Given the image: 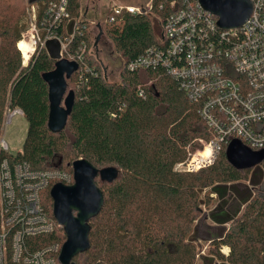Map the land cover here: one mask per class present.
<instances>
[{
	"label": "trees",
	"instance_id": "1",
	"mask_svg": "<svg viewBox=\"0 0 264 264\" xmlns=\"http://www.w3.org/2000/svg\"><path fill=\"white\" fill-rule=\"evenodd\" d=\"M81 1L67 0L69 18L57 32L66 46L61 56L69 59L83 44L85 52L77 61L79 70L66 80V94H74L71 113L64 129L52 133L42 75L53 71L58 59L45 44L22 64L16 44L26 30L25 0H0V131L6 107L21 109L26 122L21 151L1 153L0 159L26 162L36 171H65L71 177L72 164L79 159L98 170H117L110 183L95 180L104 203L89 222V249L74 257V264H197L199 258L200 264H264V160L252 169H236L226 157L228 142L197 172L176 171L178 163L201 148L200 140L212 139L199 104L161 65L127 68L147 49L165 47L163 24L174 11L170 3L179 0H151L149 10L102 23V32L123 60L116 81L108 80L93 56L89 21L80 18ZM69 20H78L82 29L70 42ZM242 183L245 189L238 191L236 185ZM50 187L40 198L53 218ZM228 196L240 209L225 210ZM213 198L218 202L211 219L226 229L199 257L192 235L202 208L212 206ZM65 240L58 227L25 242L34 251L54 243L61 247Z\"/></svg>",
	"mask_w": 264,
	"mask_h": 264
},
{
	"label": "built area",
	"instance_id": "2",
	"mask_svg": "<svg viewBox=\"0 0 264 264\" xmlns=\"http://www.w3.org/2000/svg\"><path fill=\"white\" fill-rule=\"evenodd\" d=\"M250 1L252 10L246 23L229 31L220 30L217 18L202 10L198 0L172 1L174 11L163 24L165 47L147 49L127 67L147 70L161 65L188 98L199 104V115L212 139L200 140L201 148L178 163L176 171L197 172L214 161L223 143L232 140L254 152H264V0ZM141 11L133 6H113L104 22ZM25 14L26 30L16 44L23 65L50 39L65 49L57 32L69 18L67 0L46 4L28 0ZM69 21L70 42L82 29L78 20ZM21 42L26 44L24 51ZM84 52L83 44L67 60L79 65ZM16 116L24 117L21 109L5 108L0 154L10 153L4 133ZM71 181L65 171H36L26 162L0 159V264H58L59 244L29 251L25 240L56 231L59 225L45 212L40 193L56 183L71 185Z\"/></svg>",
	"mask_w": 264,
	"mask_h": 264
},
{
	"label": "water",
	"instance_id": "3",
	"mask_svg": "<svg viewBox=\"0 0 264 264\" xmlns=\"http://www.w3.org/2000/svg\"><path fill=\"white\" fill-rule=\"evenodd\" d=\"M198 3L202 10L217 18L216 26L222 31L240 28L246 23L252 10L250 0H198ZM97 28L99 35L94 47L102 35L100 25ZM78 70L76 62L59 59L55 62L53 71L42 75L48 86L47 127L52 133H59L64 129L71 113L74 94H66V80ZM226 157L236 169H252L264 160V152H254L240 141L232 140L227 146ZM97 177L110 183L117 177V170L114 167L98 170L87 160L79 159L72 164L73 183H56L50 188L52 216L66 237L60 248L59 264H74L72 259L89 249V222L100 213L104 203L103 193L95 183Z\"/></svg>",
	"mask_w": 264,
	"mask_h": 264
},
{
	"label": "rangeland",
	"instance_id": "4",
	"mask_svg": "<svg viewBox=\"0 0 264 264\" xmlns=\"http://www.w3.org/2000/svg\"><path fill=\"white\" fill-rule=\"evenodd\" d=\"M27 1L25 0V11L27 7ZM151 0H82L80 18H84L89 21V27L91 32L92 53L95 59L100 64L102 71L107 75L108 80L116 81L119 79V72L123 65L121 56L114 51L113 45L106 38L104 33L99 37L97 46L94 47L96 38L99 35L97 25L102 27V23L105 21V17L108 11L113 6H133L140 10H149ZM102 31V30H101ZM46 51L48 54L56 59H67L61 56V45L58 41L50 39L46 43ZM26 133V122L24 117L16 116L13 118L12 123L7 126L4 139L9 146L10 153H16L21 151L23 139ZM201 145V144H200ZM82 160V159H81ZM244 183L236 185L238 191L245 189ZM226 211L232 213L234 210L240 209V204L235 201L231 196L227 197ZM214 204L208 209L203 207L202 214L195 223V229L192 235L195 241L198 256L203 257L206 253L207 246L211 239L219 237L226 226H220L216 224L210 216V212L214 211L217 205L218 198H213ZM227 249L223 248L222 252L227 253ZM200 258L197 264H200Z\"/></svg>",
	"mask_w": 264,
	"mask_h": 264
},
{
	"label": "bare ground",
	"instance_id": "5",
	"mask_svg": "<svg viewBox=\"0 0 264 264\" xmlns=\"http://www.w3.org/2000/svg\"><path fill=\"white\" fill-rule=\"evenodd\" d=\"M20 47H21V49H23V51H24V47H26V44H25L24 42H21V43H20Z\"/></svg>",
	"mask_w": 264,
	"mask_h": 264
}]
</instances>
